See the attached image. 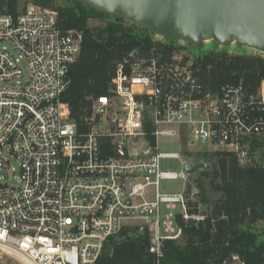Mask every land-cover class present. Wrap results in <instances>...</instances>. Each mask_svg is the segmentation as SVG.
Instances as JSON below:
<instances>
[{
    "label": "built area",
    "instance_id": "obj_1",
    "mask_svg": "<svg viewBox=\"0 0 264 264\" xmlns=\"http://www.w3.org/2000/svg\"><path fill=\"white\" fill-rule=\"evenodd\" d=\"M151 37L117 61L80 129L62 97L83 32L61 29L58 10L40 5L0 15V42L17 53L0 48V264H99L112 239L136 235L161 264L163 244L184 236L180 220L204 216L191 214L187 194L159 193L162 180L189 176L161 171V159L197 163L160 153L159 140L177 139L186 155L201 144L252 161L264 138V80L256 91L241 82L213 92L186 42ZM178 204L181 213H164ZM222 264L250 263L233 253Z\"/></svg>",
    "mask_w": 264,
    "mask_h": 264
},
{
    "label": "trees",
    "instance_id": "obj_2",
    "mask_svg": "<svg viewBox=\"0 0 264 264\" xmlns=\"http://www.w3.org/2000/svg\"><path fill=\"white\" fill-rule=\"evenodd\" d=\"M19 1L0 0V15H18ZM53 1L36 0V5L52 9ZM74 2V7L56 8L61 29H76L84 34L83 50L71 67V84L62 100L70 108L71 119L84 129L86 120L92 116L94 100L108 92L117 61L127 52L149 47L151 34L140 28V34H135L137 27L125 26L120 17L105 26L90 27L87 20L91 12L110 15ZM195 67L199 80L213 92L224 84L241 82L256 91L264 80V58L261 57L229 56L211 51L198 56ZM252 155V161L245 165L227 152L197 156V162L204 160L211 169L201 171L194 184L200 192V200L189 203V208L196 215H200V207L208 212H202V221L180 220L185 241L173 242L161 264H222L232 253L242 255L250 264L260 261L264 241L256 243L261 233L254 229L256 224L264 222V138L253 142ZM192 188L189 185L186 194ZM209 189L217 195L215 199L209 197ZM128 238L112 239L107 248L113 254L103 255L99 264H156L155 256L147 249V237L143 244Z\"/></svg>",
    "mask_w": 264,
    "mask_h": 264
},
{
    "label": "water",
    "instance_id": "obj_3",
    "mask_svg": "<svg viewBox=\"0 0 264 264\" xmlns=\"http://www.w3.org/2000/svg\"><path fill=\"white\" fill-rule=\"evenodd\" d=\"M91 9L120 17L152 35L199 48L207 42L221 47L238 44L264 54V0H75ZM211 166L189 163L193 175ZM128 240L143 244L140 235ZM172 242H165L168 251ZM108 249L104 255L111 256Z\"/></svg>",
    "mask_w": 264,
    "mask_h": 264
},
{
    "label": "rangeland",
    "instance_id": "obj_4",
    "mask_svg": "<svg viewBox=\"0 0 264 264\" xmlns=\"http://www.w3.org/2000/svg\"><path fill=\"white\" fill-rule=\"evenodd\" d=\"M32 5H36V0H20L19 1V12L21 13L25 11L29 6H32ZM74 6H75L74 0H54L52 9L57 10L56 8L74 7ZM111 21H116L114 16H99L91 12L87 20V25L90 27H99V26H105L107 23ZM123 23L125 26H134L133 24H131L130 22L126 20H123ZM134 32H136L135 34L139 35L140 29L136 28ZM144 36H147V35H144ZM176 43H179V42H176ZM2 47H7V49L12 54L17 56V53L15 52V50L12 48V46L9 43L0 42V48ZM186 51H188L194 58H197L198 56L206 54V53H210L211 51L224 52L229 56H246V57L264 58L263 53L247 48V47L240 46L236 43L228 47H221L215 42H207V43L202 44V46L199 48H195L192 45L187 44ZM23 70L25 74L27 75V69H26L25 64L23 65ZM186 148L190 152V154L188 155L185 154L186 150H183L181 146V142L178 141L177 139L161 138L159 140V152L160 153H168V154L178 153V154H181L182 158L185 157L189 162H197V159H198L197 156H202L204 154H207L206 153L207 149L203 147L201 144H196L195 146H191V147H188V145H186ZM208 148H209V151L210 150L213 151L215 149L224 150V147H215L211 143L209 144ZM11 163L16 168L18 167L17 163L14 160H11ZM159 166H160V170L163 172H175L178 174L185 173V168L181 162V159L179 158H163L160 160ZM200 173L201 171H198L193 175H189L187 176V179L178 178V179H172V180H162L159 184V193L163 195H184L186 194L188 186L191 185L193 188L190 193H187V197H188L189 203L195 204L200 200V197H199L200 192L194 187V184L196 180L199 178ZM17 175L18 173L16 174V176ZM10 183L16 184V180L12 178ZM153 196H154V190H149L146 196L147 199L153 200ZM209 197H212L213 199H215L217 195L213 194L209 189ZM163 211L165 214H169V213L179 214L182 211V207L180 204H178L175 209L168 210L166 209L165 206H163ZM192 211H193V207H192ZM199 211H201L200 212L201 216L204 215V213L202 212H205V211L208 212V210L201 208V207L199 208ZM191 214L196 215L195 213H192V212ZM132 225L140 226V225H143V223L135 221V222H132ZM263 228H264V222H261L255 225L254 231L258 234L261 233L259 238L256 240V243H260L264 241V232H263L264 229ZM119 238L120 237H117L115 238V240ZM184 241L185 239L183 236L177 242L179 244H182L184 243Z\"/></svg>",
    "mask_w": 264,
    "mask_h": 264
}]
</instances>
